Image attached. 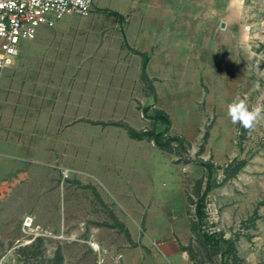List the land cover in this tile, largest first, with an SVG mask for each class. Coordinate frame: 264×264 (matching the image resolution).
I'll list each match as a JSON object with an SVG mask.
<instances>
[{"label":"rangeland","instance_id":"1","mask_svg":"<svg viewBox=\"0 0 264 264\" xmlns=\"http://www.w3.org/2000/svg\"><path fill=\"white\" fill-rule=\"evenodd\" d=\"M94 1L0 78V264H264V120L228 116L264 109V0Z\"/></svg>","mask_w":264,"mask_h":264},{"label":"built area","instance_id":"2","mask_svg":"<svg viewBox=\"0 0 264 264\" xmlns=\"http://www.w3.org/2000/svg\"><path fill=\"white\" fill-rule=\"evenodd\" d=\"M94 0H0V78L19 56L21 43L36 38L41 26L53 25L67 15L88 16ZM27 217L25 228H32ZM161 244L154 246L160 249Z\"/></svg>","mask_w":264,"mask_h":264},{"label":"clouds","instance_id":"3","mask_svg":"<svg viewBox=\"0 0 264 264\" xmlns=\"http://www.w3.org/2000/svg\"><path fill=\"white\" fill-rule=\"evenodd\" d=\"M228 116L234 124H239L244 129H252L264 120V109L250 108L245 98L237 96L228 105Z\"/></svg>","mask_w":264,"mask_h":264},{"label":"crops","instance_id":"4","mask_svg":"<svg viewBox=\"0 0 264 264\" xmlns=\"http://www.w3.org/2000/svg\"><path fill=\"white\" fill-rule=\"evenodd\" d=\"M98 1V0H97ZM155 1V0H154ZM157 1V0H156ZM168 1H170V0H168ZM176 1V0H175ZM97 3V2H96ZM135 3H137L138 4V0L135 2ZM170 4V3H169ZM135 6H136V4H134ZM133 5V6H134ZM169 6V5H168ZM171 7H169V9L170 8H172V10L175 12V9H176V5L174 4V0H173V2L171 3V5H170ZM130 7V6H129ZM147 9V8H146ZM127 9H125V11H126ZM148 10H149V8H148ZM125 11H123V12H116V13H118V14H122V13H124ZM150 11V10H149ZM148 11V12H149ZM151 12V11H150ZM153 13L154 14H158V15H161V14H163L164 13V10H162V7H161V9H160V7H153ZM173 19V18H172ZM175 27V25L171 22V21H166V20H159V22H154V28L153 29H158V30H170L171 28H174ZM146 29H148L149 30V27H146ZM1 78H3L4 80H5V78L2 76ZM7 113L8 112H6L5 110H1V105H0V125H8V124H10V120H9V117L8 116H6L7 115ZM8 121H9V123H8ZM3 131H0V138L1 139H3ZM161 247H162V249H161V251H162V253L163 254H165V256H168V257H170L171 259H173L174 260V262H175V264L177 263V264H181L180 262H179V259H180V257H179V251H178V249H177V247L176 246H174V245H172L171 243H169V242H163L162 244H161ZM166 252V253H165ZM146 264H166V263H164V262H158V263H146Z\"/></svg>","mask_w":264,"mask_h":264},{"label":"trees","instance_id":"5","mask_svg":"<svg viewBox=\"0 0 264 264\" xmlns=\"http://www.w3.org/2000/svg\"><path fill=\"white\" fill-rule=\"evenodd\" d=\"M160 119L164 121L165 123H169V119L167 117H164L162 113H159Z\"/></svg>","mask_w":264,"mask_h":264},{"label":"water","instance_id":"6","mask_svg":"<svg viewBox=\"0 0 264 264\" xmlns=\"http://www.w3.org/2000/svg\"><path fill=\"white\" fill-rule=\"evenodd\" d=\"M221 28H225V23H221Z\"/></svg>","mask_w":264,"mask_h":264}]
</instances>
